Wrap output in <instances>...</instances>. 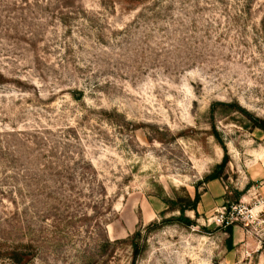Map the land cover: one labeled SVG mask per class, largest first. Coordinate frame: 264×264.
<instances>
[{"label": "rangeland", "instance_id": "rangeland-1", "mask_svg": "<svg viewBox=\"0 0 264 264\" xmlns=\"http://www.w3.org/2000/svg\"><path fill=\"white\" fill-rule=\"evenodd\" d=\"M218 102L264 119V0H0V264H264V131Z\"/></svg>", "mask_w": 264, "mask_h": 264}, {"label": "trees", "instance_id": "trees-1", "mask_svg": "<svg viewBox=\"0 0 264 264\" xmlns=\"http://www.w3.org/2000/svg\"><path fill=\"white\" fill-rule=\"evenodd\" d=\"M215 105H220L222 107L234 110V109H238V111H240V113H242L243 119L245 122H243V127H248V125H250V127L254 128V129H260L262 131H264V119L258 118L253 116L249 111H247L246 109L242 108L241 106H239V104H233V103H225V102H218L213 104V108H212V113H214V107ZM223 148H225V146L223 145ZM227 160L228 157H225L222 164L218 165L215 172L212 175H209L206 178L207 182H212L215 180H218L221 178V173L223 172L225 166L227 165ZM239 196H241V194H239ZM201 203V195L199 193H196L195 198H191V196L186 195V197L184 198H180V199H176V200H169L167 201V205L169 207L168 210L165 211H177L179 212V216L177 217H173V218H169V219H164L162 222L157 223L155 221L150 223V226H157L162 227L168 224H183L185 226L191 227L193 225H195V222L190 219L189 217L186 216V212L187 211H192L196 214V216H198V206ZM227 207V206H225ZM230 207V206H228ZM164 211V212H165ZM164 212H162V215L164 214ZM222 228V227H221ZM226 232L230 235V241H229V245L230 247H232V240L231 237L233 236V231H234V225L229 226L227 228H225ZM139 232L136 233L134 236H138ZM137 238V237H136ZM133 241V239H132ZM117 243V242H116ZM132 247L134 249V262L136 264L137 262V257L139 256L140 252H139V243L133 241L132 242ZM27 249V247H26ZM12 256L11 258L16 261V263L18 264H26L29 260H30V252H28V250H20V249H13L12 250Z\"/></svg>", "mask_w": 264, "mask_h": 264}, {"label": "built area", "instance_id": "built-area-1", "mask_svg": "<svg viewBox=\"0 0 264 264\" xmlns=\"http://www.w3.org/2000/svg\"><path fill=\"white\" fill-rule=\"evenodd\" d=\"M232 209V207H225L224 210L226 212H224V210L222 212H219V216L215 218V223L218 227L227 228L235 224L233 217H229L232 215L230 213Z\"/></svg>", "mask_w": 264, "mask_h": 264}, {"label": "crops", "instance_id": "crops-1", "mask_svg": "<svg viewBox=\"0 0 264 264\" xmlns=\"http://www.w3.org/2000/svg\"><path fill=\"white\" fill-rule=\"evenodd\" d=\"M216 181V180H215ZM215 181H212V182H210V183H214ZM198 213H199V206H198Z\"/></svg>", "mask_w": 264, "mask_h": 264}]
</instances>
